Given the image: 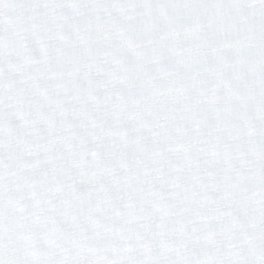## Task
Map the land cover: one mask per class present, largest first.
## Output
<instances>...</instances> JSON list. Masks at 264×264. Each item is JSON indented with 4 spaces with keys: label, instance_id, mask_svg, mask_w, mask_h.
<instances>
[{
    "label": "snow or ice",
    "instance_id": "snow-or-ice-1",
    "mask_svg": "<svg viewBox=\"0 0 264 264\" xmlns=\"http://www.w3.org/2000/svg\"><path fill=\"white\" fill-rule=\"evenodd\" d=\"M0 264H264V0H0Z\"/></svg>",
    "mask_w": 264,
    "mask_h": 264
}]
</instances>
